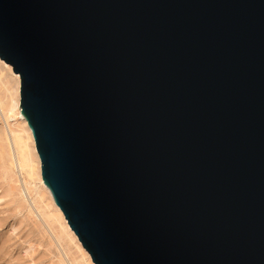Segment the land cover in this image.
<instances>
[{
	"label": "water",
	"instance_id": "95a60500",
	"mask_svg": "<svg viewBox=\"0 0 264 264\" xmlns=\"http://www.w3.org/2000/svg\"><path fill=\"white\" fill-rule=\"evenodd\" d=\"M0 59L94 264H264V0H0Z\"/></svg>",
	"mask_w": 264,
	"mask_h": 264
},
{
	"label": "rangeland",
	"instance_id": "374dc122",
	"mask_svg": "<svg viewBox=\"0 0 264 264\" xmlns=\"http://www.w3.org/2000/svg\"><path fill=\"white\" fill-rule=\"evenodd\" d=\"M2 75L4 76L5 72ZM10 87L8 84V88ZM2 91L4 88H0V94L3 96ZM11 93V96L5 94V97H1L6 105L9 100L10 104L12 103V97L14 101L17 99L15 92ZM2 112H0V264H94L77 236L76 241L70 243L67 240H58L56 234L59 233L60 226H65V221L54 217L58 215L55 208L46 206L48 200L39 183L36 163L31 176H27L12 163L9 156L10 151L12 152L11 141L2 136L4 130H7L2 116L5 113ZM9 123L15 124L16 121ZM12 129L18 131L17 128ZM28 142L31 148L30 141ZM46 217H49L50 223ZM78 247H81V250Z\"/></svg>",
	"mask_w": 264,
	"mask_h": 264
},
{
	"label": "bare ground",
	"instance_id": "6f19581e",
	"mask_svg": "<svg viewBox=\"0 0 264 264\" xmlns=\"http://www.w3.org/2000/svg\"><path fill=\"white\" fill-rule=\"evenodd\" d=\"M1 61L2 60L0 59V67H1L0 68V88H2V89L4 88V91H2L3 96L5 94L9 95L11 93V91L12 92L14 91L15 92L14 94L17 98L14 101V98L12 97V103L10 104L11 100H9L10 102L8 103V101H7V105H6V103L1 98L3 96L0 94V108L2 109V110H0V112L3 111L2 114L3 113L6 114V115L3 114L2 116L4 119L3 120L4 125H6V127H7V128L5 127L7 130H4V132L2 133V136L4 139H6V140L9 139L11 141L10 143H11L12 152L10 151L11 149H9V151H10L9 156H10V158H12V163L14 165H17L22 172L24 171L27 176H31L33 174L32 168L34 167V165L36 163V165H37V176L39 179V183L41 184L42 192L47 196V200H48V204H46V206L55 208L58 215H56L54 217L58 218L59 220L62 219L65 222H67L65 217L63 216L61 210L53 202V199L50 195L49 190L45 187V184L43 183V180L41 177V163H40V159H39V156H38L36 148H35V142H34L31 130L29 129L25 118L19 112V108H20V78L17 74H15L13 72L10 65H8L5 62H1ZM3 72H5L4 76L2 75ZM7 79H10V81ZM8 84L11 85L10 88H8ZM11 88L14 90H12ZM11 94H13V93H11ZM11 94H10V96H11ZM3 109L5 110V112ZM8 113L12 114L13 116L12 115L9 116ZM10 121H16V123L10 124L9 123ZM12 127L17 128L18 131L13 130ZM28 141H30L31 148H29V142ZM25 184H26V182H25ZM26 186H27V184H26ZM46 219L50 223L49 217H46ZM65 222H64L65 226H60L59 233L56 234L58 236V240H62V241L67 240L68 243L76 241V235H74V233L70 229L68 223H65ZM78 246H79V243H78ZM78 248H80V250H81V247H78Z\"/></svg>",
	"mask_w": 264,
	"mask_h": 264
}]
</instances>
